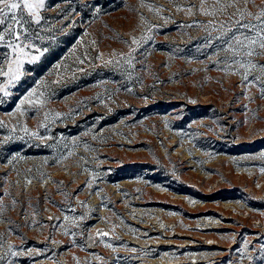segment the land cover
Segmentation results:
<instances>
[{
    "label": "rangeland",
    "instance_id": "obj_1",
    "mask_svg": "<svg viewBox=\"0 0 264 264\" xmlns=\"http://www.w3.org/2000/svg\"><path fill=\"white\" fill-rule=\"evenodd\" d=\"M261 9L45 0L0 76V264H264V54L224 51Z\"/></svg>",
    "mask_w": 264,
    "mask_h": 264
},
{
    "label": "snow or ice",
    "instance_id": "obj_2",
    "mask_svg": "<svg viewBox=\"0 0 264 264\" xmlns=\"http://www.w3.org/2000/svg\"><path fill=\"white\" fill-rule=\"evenodd\" d=\"M201 2L203 3L204 0H201ZM44 5L45 0H0V46L10 49L12 57L9 58V53H2L4 59L7 61V71H5L3 68H0V76H7L8 84H13L15 81L21 78V69L25 60H27L29 63H32L39 59V56L30 55V53L25 50L35 46L31 43H24L23 41L27 40L28 28L26 25L29 23H40L41 10L44 8ZM204 14L214 16L215 10L207 11ZM247 16L252 17L259 23H251V21L247 23L243 22L244 13H240V19L236 20L237 31L242 28L252 34H244L243 38H241V36L233 33L230 37V40L233 43L226 41L228 46L226 49H224V51L231 52L234 57L240 54L238 48L235 46L246 49L244 55L249 58L253 57L254 55L264 54V9H261L259 14L255 16H253L251 12H248ZM225 35H227V33H225ZM132 43L137 44L138 41H136L134 38ZM37 51H39V49H37ZM236 62L239 63V61ZM129 63H131V60H129ZM240 67L245 69L243 79L247 81L248 70L250 68H256L257 65L253 63L251 59H249L247 63H240ZM259 67L264 70V65H259ZM259 79L260 77H254V80ZM261 91L262 94H264V88H262ZM0 93H3L5 96H7L9 94L7 91V86H0ZM34 95L35 90L29 91L19 101V103L21 105H34L37 103L42 104V100L34 101L31 99V97ZM261 171H264V169H261ZM13 203H15V201ZM65 219H67V217H65ZM245 247H247V245ZM9 251L11 252V246ZM11 254L16 255L17 253L11 252ZM2 259L3 257H0V260Z\"/></svg>",
    "mask_w": 264,
    "mask_h": 264
}]
</instances>
